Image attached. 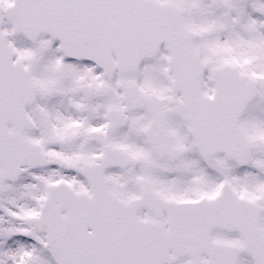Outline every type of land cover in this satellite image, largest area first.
Listing matches in <instances>:
<instances>
[{
	"label": "snow or ice",
	"instance_id": "snow-or-ice-1",
	"mask_svg": "<svg viewBox=\"0 0 264 264\" xmlns=\"http://www.w3.org/2000/svg\"><path fill=\"white\" fill-rule=\"evenodd\" d=\"M0 264H264V0H0Z\"/></svg>",
	"mask_w": 264,
	"mask_h": 264
}]
</instances>
